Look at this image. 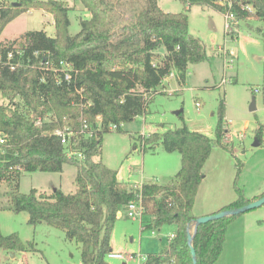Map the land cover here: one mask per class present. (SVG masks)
I'll return each mask as SVG.
<instances>
[{"label":"trees","instance_id":"1","mask_svg":"<svg viewBox=\"0 0 264 264\" xmlns=\"http://www.w3.org/2000/svg\"><path fill=\"white\" fill-rule=\"evenodd\" d=\"M79 1L90 17L81 19L79 31L71 35L70 8L62 0H0V34L7 23L30 9L51 14L55 29L54 36L45 30H28L13 40H0V138H4L0 182L9 188L12 210L26 211L31 225L44 222L60 229L66 239L80 245L82 264H110L107 254L112 250L111 234L119 211L140 195L142 229L171 222L177 227L158 252L145 255L143 264H193L187 228L191 226L192 231L197 218L191 210L204 176L202 167L215 145L226 147L224 101L219 103L214 137L191 130L185 123L139 135L144 152L161 146L166 152L180 154V166L170 183L129 186L118 179L117 170L94 156L101 152L104 133L120 131L121 124L146 113L171 71L184 82L188 65L206 59L202 42L188 30V6L200 4L223 13L229 10L236 20L256 19L260 22L257 32L264 40V0H225L222 5L217 0H181L186 9L176 13L163 11L157 0H143L125 18L115 15L111 0ZM161 47L164 53L158 52ZM32 115L43 118L40 125ZM57 128L74 132L72 147L82 152V158L68 154L53 133ZM90 129L92 134L86 135ZM261 133L260 126L258 141ZM67 163L76 167L74 192L59 188L50 194L36 189L19 191L23 171L61 172ZM240 164L236 163L233 179L236 197L219 211L264 195H244L236 184ZM240 214L196 227L191 240L196 264L216 262L226 230ZM0 248L11 252L26 249L17 233L1 231Z\"/></svg>","mask_w":264,"mask_h":264},{"label":"rangeland","instance_id":"2","mask_svg":"<svg viewBox=\"0 0 264 264\" xmlns=\"http://www.w3.org/2000/svg\"><path fill=\"white\" fill-rule=\"evenodd\" d=\"M62 1L70 8L68 33L74 35L80 29V20L88 19L90 13L79 0ZM111 1L115 15L121 18L143 4V0ZM157 3L165 12L186 9L181 0H157ZM186 12L188 30L202 42L206 59L188 65L184 82L178 81L175 71L173 77L163 79L146 113L121 124L120 131L110 130L103 134L101 152L94 159L101 158L108 167L117 170L118 179L129 186L151 181L170 183L180 166V154L166 152L161 146L144 152L139 135L175 129L185 123L191 130L214 137L219 103L223 100L226 147L215 145L202 167L204 176L197 189L195 212L205 202L234 193L233 179L238 161L241 164L236 184L244 195L251 197L264 192V40L257 32L260 22L256 19L233 21L232 30L227 34L223 12L200 4H191ZM28 30H45L47 35L54 36L52 15L42 9L27 10L6 24L0 39L3 42L13 40ZM158 52L164 53V48ZM222 79L225 81L221 82ZM252 98L254 110H250ZM178 110L181 111L176 113ZM260 126L261 141L254 146ZM75 174L76 167L69 163L61 172L23 171L19 191L28 193L36 189L37 193L50 194L59 188L71 193L76 189ZM240 216L245 218L255 237L250 261L244 264H264V204ZM28 218L26 211L12 210L9 188L5 182H0V231L17 233L26 247L24 251L15 252L0 248V264H82L78 243L66 239L60 229L44 222L31 225ZM176 228L175 222H171L158 228L142 229L140 220L127 217L123 208L114 224L111 246L112 251L133 254V258L107 260L110 264H143L142 257L158 252ZM226 236L227 233L223 244Z\"/></svg>","mask_w":264,"mask_h":264},{"label":"crops","instance_id":"3","mask_svg":"<svg viewBox=\"0 0 264 264\" xmlns=\"http://www.w3.org/2000/svg\"><path fill=\"white\" fill-rule=\"evenodd\" d=\"M151 182H154V181H151ZM135 184L132 183V185H135ZM256 195H253V196H256ZM235 197H236L235 192L233 194L228 193L227 196H225L223 199H218L217 201H209V202L203 203L202 205L198 207L197 211L195 212L193 211L194 206H195L194 204L191 210V213L194 216L198 217V216H203V215L218 212L221 207L233 201ZM240 217H243V216L239 215L228 226L227 232H226L227 236H226L225 244H223L221 254L219 255L218 259L216 260L214 264H244L245 261H250L249 254H250V251H252V246L255 242V237L253 234L250 233L249 231L250 225L245 221V218L242 219ZM175 233H176V230L173 231L172 234L169 235V237H172ZM111 249H112V246H111Z\"/></svg>","mask_w":264,"mask_h":264},{"label":"built area","instance_id":"4","mask_svg":"<svg viewBox=\"0 0 264 264\" xmlns=\"http://www.w3.org/2000/svg\"><path fill=\"white\" fill-rule=\"evenodd\" d=\"M216 3L218 5H222V4L225 3V0H217ZM230 4H231V2L229 3V5ZM241 7L242 8H247V9H251V7L249 5H242ZM223 16H224L225 32L228 34V32H231L230 30H232V23H233V21L236 20V16H235V14L232 11H229V10L224 12ZM226 62H228V61L226 60ZM173 76H174V71H171L168 74L167 77H173ZM224 81H225L224 79L221 80V82H224ZM254 90L257 91L258 89L256 88ZM196 105L199 106V103L196 102ZM31 118L34 119V123L36 125H40L42 120H43V118L40 117V116H33L32 115ZM84 127L87 128V125L84 124ZM110 128L114 129L115 125H110ZM53 133L55 135H57L60 138L61 143L64 146L67 147V152H68L69 155H75L78 158H82L83 157L82 152L74 150L73 147H72L73 144L71 142V136L74 134V132L72 130H70L68 128H63V129L57 128V129L54 130ZM88 134L89 135L92 134V130L91 129L86 132V135H88ZM3 142H4V138L1 137L0 138V143H3ZM140 185H138L137 187H140ZM134 187H136V185ZM124 209L126 211V216L127 217H129L131 219H139L141 221V219L143 217V209H144V207L142 205V202H141V196L139 195V197L137 199L131 200L130 202H128ZM107 257L108 258H115V259H121V260H124V261H128V260L133 258V254H125L123 252H114V251L111 250L107 254ZM142 259H145V256L142 257Z\"/></svg>","mask_w":264,"mask_h":264},{"label":"water","instance_id":"5","mask_svg":"<svg viewBox=\"0 0 264 264\" xmlns=\"http://www.w3.org/2000/svg\"><path fill=\"white\" fill-rule=\"evenodd\" d=\"M255 109V105H254V98H252V103L250 105V110H254ZM181 110H178L176 113H178ZM259 144V141L257 139H255V141L253 142V145L256 146ZM264 204V195H262L261 197L254 199L242 206L239 207H235V208H231V209H224L215 213H211V214H207V215H203V216H198L195 221H194V225L192 226V231H191V226H188L187 228V239L188 242L190 244V249H191V256H192V260H193V264H196V258H195V250L191 245V240L193 237V233L196 229V227L202 223H205L207 221H211V220H215L221 217H225V216H230V215H236L239 213H244L246 211L252 210L254 208H257L261 205ZM125 264V263H123Z\"/></svg>","mask_w":264,"mask_h":264}]
</instances>
